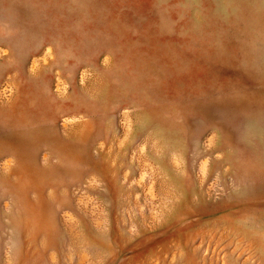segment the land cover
Segmentation results:
<instances>
[{"label":"rangeland","instance_id":"rangeland-1","mask_svg":"<svg viewBox=\"0 0 264 264\" xmlns=\"http://www.w3.org/2000/svg\"><path fill=\"white\" fill-rule=\"evenodd\" d=\"M0 264H264V0H0Z\"/></svg>","mask_w":264,"mask_h":264}]
</instances>
